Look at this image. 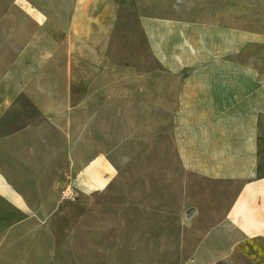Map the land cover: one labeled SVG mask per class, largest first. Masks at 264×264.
<instances>
[{
  "label": "crops",
  "instance_id": "1",
  "mask_svg": "<svg viewBox=\"0 0 264 264\" xmlns=\"http://www.w3.org/2000/svg\"><path fill=\"white\" fill-rule=\"evenodd\" d=\"M217 1L196 20L140 15L147 56L125 64L93 41L109 0H0V264L71 263L80 227L114 229L89 205L166 126L190 264H264V0Z\"/></svg>",
  "mask_w": 264,
  "mask_h": 264
},
{
  "label": "rangeland",
  "instance_id": "2",
  "mask_svg": "<svg viewBox=\"0 0 264 264\" xmlns=\"http://www.w3.org/2000/svg\"><path fill=\"white\" fill-rule=\"evenodd\" d=\"M138 1V5L132 6L131 0H126L124 6L116 8L115 1L109 0L107 9L105 7L96 14V20H99L94 27L93 41L101 48L105 47L106 38L110 37L112 42L109 44V51L114 57L121 56L125 64L137 63L147 56L139 23L140 15L196 20L219 6L217 0ZM219 1L222 9H227L226 0ZM128 143L134 144V141ZM135 143H140L144 149H136L134 145L137 153L114 160L118 168L114 184L103 197L96 196L87 209L93 214H108V219L95 222L98 226L112 224L114 229L90 225L85 227L84 224V228L80 227L81 230L72 235L76 241L71 248L73 252L77 250L73 256L75 261H64L63 264H190L187 242L191 239L184 233L186 227L181 218L185 213L183 188L171 128L167 129L166 126L158 129L156 141ZM68 192V189L63 192V198L75 202L76 199L69 197ZM203 196L204 193H201L200 198ZM214 198L218 199L216 202L219 208L226 206L225 198ZM69 206L70 203H66L65 210ZM197 206L204 208L200 203ZM209 206L207 204L205 208ZM71 211L83 213L85 207L80 203L73 204ZM118 214L126 216L124 221L116 219ZM90 219L88 218L89 221ZM210 220L209 217L201 216L194 224L200 227L211 222ZM123 222L140 224L141 227L139 230L131 228L124 231L121 226ZM65 223L67 221H61L62 234L66 231L64 228H67ZM118 223L120 226H117ZM147 223L150 226L154 223L156 226L150 229L146 226ZM165 223L167 226H164ZM64 237L61 236L62 240ZM194 238L192 237L193 241ZM85 239L89 241L87 247Z\"/></svg>",
  "mask_w": 264,
  "mask_h": 264
},
{
  "label": "built area",
  "instance_id": "3",
  "mask_svg": "<svg viewBox=\"0 0 264 264\" xmlns=\"http://www.w3.org/2000/svg\"><path fill=\"white\" fill-rule=\"evenodd\" d=\"M70 195V192H68V196Z\"/></svg>",
  "mask_w": 264,
  "mask_h": 264
},
{
  "label": "water",
  "instance_id": "4",
  "mask_svg": "<svg viewBox=\"0 0 264 264\" xmlns=\"http://www.w3.org/2000/svg\"><path fill=\"white\" fill-rule=\"evenodd\" d=\"M189 216H191V213H189Z\"/></svg>",
  "mask_w": 264,
  "mask_h": 264
}]
</instances>
